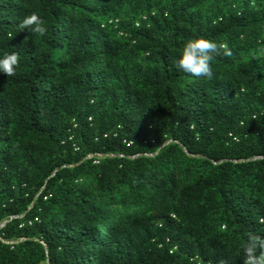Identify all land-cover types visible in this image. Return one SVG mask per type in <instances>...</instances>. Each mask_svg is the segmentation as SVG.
<instances>
[{
    "label": "trees",
    "instance_id": "1",
    "mask_svg": "<svg viewBox=\"0 0 264 264\" xmlns=\"http://www.w3.org/2000/svg\"><path fill=\"white\" fill-rule=\"evenodd\" d=\"M32 12L44 39L18 27ZM201 37L232 51L212 80L173 66ZM12 52L0 264H243L264 236V0H0Z\"/></svg>",
    "mask_w": 264,
    "mask_h": 264
},
{
    "label": "clouds",
    "instance_id": "2",
    "mask_svg": "<svg viewBox=\"0 0 264 264\" xmlns=\"http://www.w3.org/2000/svg\"><path fill=\"white\" fill-rule=\"evenodd\" d=\"M21 31L27 30L31 35L44 39L48 34L45 21L36 12L27 15L18 25ZM11 33L9 36L11 37ZM223 51L226 57L232 56V51L226 43L217 44L215 41L203 37L188 40L173 61V66L178 72L190 75L194 78L212 80L215 76L212 61L214 54ZM19 53H5L0 56V74L7 77L16 75L19 67ZM259 223L264 224V216L259 218ZM239 249L243 254V264H264V236H258L251 232L240 239Z\"/></svg>",
    "mask_w": 264,
    "mask_h": 264
},
{
    "label": "built area",
    "instance_id": "3",
    "mask_svg": "<svg viewBox=\"0 0 264 264\" xmlns=\"http://www.w3.org/2000/svg\"><path fill=\"white\" fill-rule=\"evenodd\" d=\"M4 224H5V223H1V224H0V228H1V227H3V226H4Z\"/></svg>",
    "mask_w": 264,
    "mask_h": 264
}]
</instances>
